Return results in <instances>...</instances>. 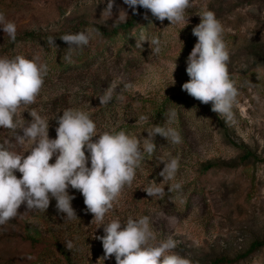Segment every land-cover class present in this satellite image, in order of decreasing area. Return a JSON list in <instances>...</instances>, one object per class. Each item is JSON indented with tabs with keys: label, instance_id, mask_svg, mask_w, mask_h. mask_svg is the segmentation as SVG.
<instances>
[{
	"label": "rangeland",
	"instance_id": "obj_1",
	"mask_svg": "<svg viewBox=\"0 0 264 264\" xmlns=\"http://www.w3.org/2000/svg\"><path fill=\"white\" fill-rule=\"evenodd\" d=\"M191 4L186 27L182 23L170 26L168 20L161 22L152 15L148 32L144 33L155 34L162 41L161 52L153 54L147 42L136 47V35L98 49L103 32H110L133 17L123 0H114L111 19L101 16L107 0H0V13L16 25L14 41L0 29V57L39 56V62L49 68L35 103L17 113V129L13 132L0 128V143L5 139L15 143V136L22 135L20 125L32 119L27 112L31 109L50 120L52 139L58 126L55 117L68 108L85 111L99 132H115L125 122L110 110L121 113V103L114 100L100 105L97 98L115 82V94L158 103L163 111L159 121L164 120L165 128L179 132L181 143L158 147L154 164L162 171V160L178 156L180 167L172 180H163L159 174L155 178L136 175L106 214L105 222L148 216L157 241L171 236L177 241L174 251L189 258L192 264L221 260L226 263L219 264H264V0H191ZM205 7L224 26L230 78L239 91L230 119L214 113L211 103L202 104L182 91V85L189 80L186 60L197 39L192 28L200 23L198 15ZM121 9L128 14L126 22L116 20ZM88 27L101 33L83 48L92 58L91 65L77 71L56 68L54 48L48 45L47 38ZM30 35L34 38L27 37ZM187 41L190 45L186 49ZM174 61L177 68L172 74ZM173 110L177 115L170 120L167 114ZM140 116L146 115L133 110L128 113L127 122L147 123ZM150 127L129 135L147 138L145 131ZM14 150L23 153L27 145L17 144ZM54 162L55 158L50 161ZM15 175L20 177L18 172ZM150 181L159 184L162 196H147L144 190ZM177 183L181 185L179 190L173 188ZM69 189V195L75 197L71 205L78 220L64 218V226L80 227L84 234L73 243L71 251L67 249L69 259L65 264H115L114 257L100 261L103 247L95 237L103 236V226L92 221L80 192ZM55 203L51 200L45 213L53 212ZM25 211L22 205L18 209L21 216L0 226V264L33 252L24 240L23 227L38 225L36 214L42 211Z\"/></svg>",
	"mask_w": 264,
	"mask_h": 264
},
{
	"label": "clouds",
	"instance_id": "obj_2",
	"mask_svg": "<svg viewBox=\"0 0 264 264\" xmlns=\"http://www.w3.org/2000/svg\"><path fill=\"white\" fill-rule=\"evenodd\" d=\"M123 4L132 10L133 15L138 14L136 9L139 7L150 11L161 22L168 20L170 26L182 23L185 27L189 22L187 9L192 6L191 0H123ZM113 7L114 0H107L101 16L111 19ZM198 16L200 23L192 28L196 43L186 60L185 71L189 80L182 85V91L202 104L211 103L214 113L230 119L239 91L230 78V54L224 40V26L206 7ZM116 20L126 22L127 12L119 10ZM0 29L10 40H15L16 25L6 20L3 13H0ZM100 34L99 29L88 27L61 35L59 39L67 45L63 59L71 62L74 53L82 51L94 35ZM55 40L49 36L47 43L58 50ZM144 42L148 43L153 54L161 52L159 36L141 32L136 47L140 48ZM39 61V56L33 59L22 55L0 57V128L14 132L17 113L35 103L49 71L47 64ZM175 61L172 74L177 68ZM172 81L174 84L173 78ZM116 87L113 82L97 97L100 105L112 101ZM27 112L32 119L20 125L22 135L15 136V143L9 139L0 143V226L21 216L18 209L22 205L25 212H46L53 199L58 213L67 220H78L71 205L75 197L68 193L70 187L83 196L85 208L93 216L92 221L103 226V236L95 237L103 247L104 255L100 261L114 257L115 264H192L189 258L174 251L177 241L171 236L157 241L148 216L128 217L125 222L119 218L105 222L106 214L118 202L123 189L131 186L145 154H154V138L158 135L179 144V132L160 124H152L145 131L147 138L129 135L123 130L99 132L85 111L68 108L55 117L58 126L55 139H52L49 137L50 120L35 109ZM167 115L171 120L177 113L173 110ZM139 119L148 121L149 118L140 116ZM17 144L27 145V150L23 153L14 150ZM53 158L55 162L50 163ZM161 163L164 167L159 175L163 180L174 179L180 167L179 157ZM17 172L19 178L15 175ZM173 188L179 190L181 185L177 183ZM144 192L149 197L163 195V189L155 181H150ZM65 245L70 251L74 247L72 241H66Z\"/></svg>",
	"mask_w": 264,
	"mask_h": 264
},
{
	"label": "trees",
	"instance_id": "obj_3",
	"mask_svg": "<svg viewBox=\"0 0 264 264\" xmlns=\"http://www.w3.org/2000/svg\"><path fill=\"white\" fill-rule=\"evenodd\" d=\"M138 14L133 15L131 20L124 25H120L114 28L110 32H103L101 34V38L97 44L98 49H106L108 48V44L111 42H115L120 39L123 42L127 40V38H132L135 35L139 36L141 32H148L149 24L152 19V14L149 11L141 8L137 11ZM61 35H55L56 45L58 46V50L54 49V64H56V68L62 71H77L81 69H85L88 65H91L92 58L89 55L88 51L78 50L72 56L71 62H66L63 59L65 54V49L67 45L59 39ZM28 38L33 39L34 36H27ZM26 37V38H27ZM189 41L185 42V48L189 47ZM117 100L121 103L122 111L121 113H115V111H111L113 116H119V120H123L125 122L120 126L117 131H125L127 134H131L137 130L143 128H149L152 124H160L163 126V122L158 118L162 116L163 111L159 107L158 103L151 101L145 98H134L130 97L125 93H116L113 96L112 102ZM111 106V105H110ZM107 110V111H106ZM109 107L104 109L103 113L107 114ZM138 111L140 114H145L149 119L147 123H143L141 125H131L129 120L128 113L131 111ZM151 120V121H149ZM164 127V126H163ZM154 143L156 145V150L154 154L148 155L145 154V158L141 163L140 167L136 171V175H145L149 174L152 178L159 176L158 174L161 172L155 164L154 158L155 153L158 150V147H167L171 144L170 140H166L160 136H156L154 138ZM87 155V153H86ZM90 166V165H89ZM70 188V187H69ZM70 189H68L69 191ZM39 212V211H38ZM39 216V224L35 227L33 226H24L23 227V235L25 237V241L29 243L30 248L32 249L31 255H26V257H15L13 259H9L4 261L1 264H65L68 261V250L66 248L65 242L72 241V243H76L79 237L81 238L84 233L80 227L70 225V227L64 226L65 219L62 213H58L56 207L53 212L50 213H37ZM31 256L33 259H28ZM221 262L226 261H218L214 264H219Z\"/></svg>",
	"mask_w": 264,
	"mask_h": 264
}]
</instances>
